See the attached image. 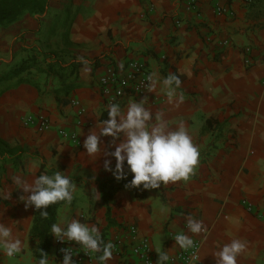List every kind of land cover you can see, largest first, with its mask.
Listing matches in <instances>:
<instances>
[{"label": "crops", "instance_id": "obj_1", "mask_svg": "<svg viewBox=\"0 0 264 264\" xmlns=\"http://www.w3.org/2000/svg\"><path fill=\"white\" fill-rule=\"evenodd\" d=\"M189 1L48 0L44 12L23 11L0 25V77L31 55L41 68L56 60L63 68L54 76L34 66L21 73L38 87L23 82L4 89L17 79L0 82V140L11 151L0 160V223L23 241L17 256L0 250V264H37V241L30 237L34 208H25L14 178L32 182L41 165L44 174L60 170L75 184L74 199L59 207L56 223L67 218L96 225L103 239L115 245L107 264H140L130 253V226L148 238L155 261L159 251L170 257L179 251L173 238L184 232L200 239L199 264H215L212 254L232 239L247 244L237 264H264V0H195L194 9ZM216 5L232 13L218 15ZM43 52L51 56L43 58ZM131 60L144 62L161 78L176 74L183 102L169 103L160 86L110 102L101 94L99 79L112 69L125 72ZM68 84L74 87L66 94L60 91L56 100L54 90ZM133 99H144L173 128L184 121L200 152L188 180L128 189L126 180L117 181L103 169L104 159L115 163L102 154L114 150L111 137L101 138L100 156L85 153L83 140L89 130L98 131L107 106L119 103L126 109ZM79 108L84 109L80 115ZM37 114L49 118V129L38 132L24 122ZM207 120L212 124L205 128ZM59 129L75 133L77 141L61 136ZM108 180L115 187L109 225L106 208L97 200L99 183ZM189 215L202 221L207 232L190 233ZM99 255L86 254L79 264H101ZM61 261L52 237L49 263Z\"/></svg>", "mask_w": 264, "mask_h": 264}, {"label": "clouds", "instance_id": "obj_2", "mask_svg": "<svg viewBox=\"0 0 264 264\" xmlns=\"http://www.w3.org/2000/svg\"><path fill=\"white\" fill-rule=\"evenodd\" d=\"M85 63H87L85 61ZM122 67V66H121ZM147 91L153 92L158 86L166 93L168 102L182 103L183 95L177 94L181 87L180 78L169 73L161 78L156 72L147 76ZM98 131L89 130L83 140L85 153L94 158L101 155L102 137H111L110 147L114 150H103L105 157L114 158L103 160V169L110 172L119 180H126L125 188H141L144 190L158 189L162 184L188 180L199 163L200 152L193 143L192 137L184 121H177L171 127L164 119L163 113L153 114L145 106V100H129L126 109L119 103L107 106V118L97 126ZM131 175V179L127 177ZM14 183L22 190L20 200L25 208L33 207L39 210L40 216L47 219V209L50 205L64 201L70 205L74 199L75 184L64 174L56 170L51 175L41 174L28 182L17 176ZM100 196H97V200ZM186 226L190 233L200 234L207 232L202 221L191 215L186 218ZM50 233L57 242L74 241L81 246L85 254L100 253L98 260L107 264L112 259L115 245L102 238L101 231L96 225L82 223L78 219H62L51 225ZM175 245L182 250L195 247L191 236L180 232L174 235ZM247 244L241 239H232L230 242L218 246L212 255L215 264H237V258L245 252ZM0 250L7 257H14L22 253L23 241L13 235L12 229L0 223ZM63 259L61 264H77L72 257L79 253L72 247L61 248ZM156 264H168L170 256L167 251H159ZM199 258L193 256L192 261ZM37 264H49V254L40 250Z\"/></svg>", "mask_w": 264, "mask_h": 264}, {"label": "built area", "instance_id": "obj_3", "mask_svg": "<svg viewBox=\"0 0 264 264\" xmlns=\"http://www.w3.org/2000/svg\"><path fill=\"white\" fill-rule=\"evenodd\" d=\"M245 4H252L254 0H243ZM193 9L195 8V0H190L188 3ZM216 14H231L225 5H216L214 8ZM227 41H222L221 44H226ZM125 72L121 73L119 70H109L107 74L101 76L99 83L101 86V94L106 97L110 102L121 98L125 93L142 95L147 92L146 85L148 83L147 76L151 74L147 65L144 62L131 60L127 62ZM73 104H77V101H73ZM83 108L78 109V114H82ZM24 122L28 125L35 127L38 132L45 131L51 127L49 118L43 114L29 115ZM58 133L63 137H70L74 142L77 141L75 133H67L64 129H59ZM247 207L250 209L251 205ZM129 236L133 242L130 246V253L135 256L140 264H156L155 257L152 251V247L148 238L139 237L137 230L134 226L128 228ZM171 235V233H169ZM53 237L54 251L59 261L63 259V253L61 248L72 247L74 250H79V253L72 257L73 260L80 263L81 259L86 257L85 252L81 249V246L77 245L74 241H65L63 243L57 242ZM195 242V247L190 250L177 251L170 257L168 264H199V259L192 261L193 256L199 258V250L201 246L200 239L192 237ZM118 249V248H117ZM122 252L119 245L118 253Z\"/></svg>", "mask_w": 264, "mask_h": 264}, {"label": "trees", "instance_id": "obj_4", "mask_svg": "<svg viewBox=\"0 0 264 264\" xmlns=\"http://www.w3.org/2000/svg\"><path fill=\"white\" fill-rule=\"evenodd\" d=\"M48 0H0V25L8 24L14 20H16L23 11H28L29 13H41L44 12L45 6ZM51 56L50 53H42L43 58H47ZM46 66L44 68L39 67V60L35 55H31L27 59L23 60L17 68L11 69L4 76L0 77L1 81H7V78H16L15 82H12L8 86L6 85L4 89H8L11 86L17 85L19 83H29L35 87H38L37 84L33 81L26 80L21 77V73L30 67H36L38 71L42 73H47V75H60V71L62 70V66L60 62L56 60V62L45 61ZM72 66H77L76 63L71 64ZM74 87L73 84H68L65 87L54 90L56 95L62 91L64 94L68 93L70 89ZM3 91L0 90V93ZM104 118V116H102ZM212 122L210 120L206 121L205 128L210 126ZM6 156H11V151L9 150L6 143L0 140V160L4 161ZM2 168V165L0 166ZM44 174L43 165L40 166V171L38 175ZM72 181L73 179L70 178ZM113 180H108L99 183L100 188V201L101 204L106 208L105 216L106 220L109 224H112V220L110 218V208L109 202L112 198L113 191L115 187L112 184ZM64 203V201L58 202L57 204L50 205L47 209L49 216L47 219H44L40 216L39 210L34 209V217L32 221V225L30 228V237L37 241V248L35 251V259L38 261L40 257V250L49 254L51 248V239L52 234L50 233L51 225L56 223L57 221V212L59 207ZM102 238H104V234H101Z\"/></svg>", "mask_w": 264, "mask_h": 264}, {"label": "rangeland", "instance_id": "obj_5", "mask_svg": "<svg viewBox=\"0 0 264 264\" xmlns=\"http://www.w3.org/2000/svg\"><path fill=\"white\" fill-rule=\"evenodd\" d=\"M1 70H2V68H0V72H1ZM26 264H32V263H30V261L29 260H27L26 261ZM36 264V263H35ZM50 264V263H49Z\"/></svg>", "mask_w": 264, "mask_h": 264}]
</instances>
